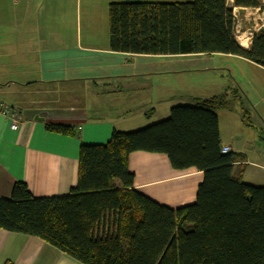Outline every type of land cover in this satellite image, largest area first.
I'll return each instance as SVG.
<instances>
[{
    "label": "crops",
    "instance_id": "obj_1",
    "mask_svg": "<svg viewBox=\"0 0 264 264\" xmlns=\"http://www.w3.org/2000/svg\"><path fill=\"white\" fill-rule=\"evenodd\" d=\"M117 1L124 0H0V103L20 120L14 130L0 114V197L8 198L17 180L33 197L69 193L77 184L81 143H105L113 130L142 128L168 117L173 105L194 104L225 89L218 84L204 94H182L186 73L203 80L213 78L214 71L231 76L238 68L256 75L240 74L246 86L232 79L248 119H242L238 102L216 109L221 150L242 153L234 174L264 186V92L256 87L264 84V67L219 52L113 51L107 8ZM225 1L234 16L235 38L248 49L252 34L264 27V9ZM47 120L73 124L76 134L47 131ZM128 167L133 187L157 203L174 208L195 201L202 171L176 170L165 154L147 151L131 152ZM111 226L107 217L94 234H105ZM0 264L83 263L36 236L0 228Z\"/></svg>",
    "mask_w": 264,
    "mask_h": 264
},
{
    "label": "trees",
    "instance_id": "obj_2",
    "mask_svg": "<svg viewBox=\"0 0 264 264\" xmlns=\"http://www.w3.org/2000/svg\"><path fill=\"white\" fill-rule=\"evenodd\" d=\"M259 7L261 0H233ZM108 42L137 54L219 52L264 67V27L248 49L234 35L225 0L110 2ZM237 87L177 104L169 116L139 129L113 130L102 144L81 143L77 184L64 195L33 197L14 181L0 197V228L36 236L83 264H264V186L242 181L234 165L243 154L221 150L216 109L240 104ZM47 131L76 134L73 124L45 121ZM133 151L163 153L172 168L202 171L195 201L169 207L133 187ZM116 181L118 182L116 184ZM108 217L111 229L95 235Z\"/></svg>",
    "mask_w": 264,
    "mask_h": 264
},
{
    "label": "rangeland",
    "instance_id": "obj_3",
    "mask_svg": "<svg viewBox=\"0 0 264 264\" xmlns=\"http://www.w3.org/2000/svg\"><path fill=\"white\" fill-rule=\"evenodd\" d=\"M214 72H215V75L213 78H210V79L208 78V79H203V80H197L195 78L197 74H194V76H193V71L184 74L182 76L181 84H180L181 93L182 94H192V93L193 94H204V92H208V90H210V87H211L210 85H216L217 86L218 84H222L223 88L221 90H223L224 88H226L228 86H230V87L237 86V85H233L232 79H234V78H236L237 80H240V82H242L244 84V86H246L244 83V79L240 76V74L244 73L246 78H250V77L254 78L256 76L252 71H247V70L243 71L242 69H239V68L236 69V71H235L236 75L234 73H232L231 76L228 74L227 70H226V72L225 71H217V72L214 71ZM229 76H230L231 80L229 79ZM248 76H250V77H248ZM210 80L212 81V84H209ZM260 85L256 86L257 91L264 92V84H260ZM245 98H246V100L249 99L248 94L246 95ZM234 109L236 110L237 108L234 107ZM236 129L237 128L234 127V129H232V130H234V132L236 133L237 132ZM241 136L242 135H240V137Z\"/></svg>",
    "mask_w": 264,
    "mask_h": 264
},
{
    "label": "built area",
    "instance_id": "obj_4",
    "mask_svg": "<svg viewBox=\"0 0 264 264\" xmlns=\"http://www.w3.org/2000/svg\"><path fill=\"white\" fill-rule=\"evenodd\" d=\"M0 114L8 118L9 126L11 129L15 130L18 128L20 124V120H19V116L17 115L16 111L0 103Z\"/></svg>",
    "mask_w": 264,
    "mask_h": 264
}]
</instances>
